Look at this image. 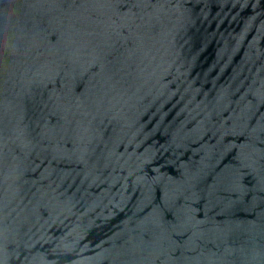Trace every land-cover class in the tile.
<instances>
[{
	"label": "water",
	"instance_id": "1",
	"mask_svg": "<svg viewBox=\"0 0 264 264\" xmlns=\"http://www.w3.org/2000/svg\"><path fill=\"white\" fill-rule=\"evenodd\" d=\"M0 264H264V0H0Z\"/></svg>",
	"mask_w": 264,
	"mask_h": 264
}]
</instances>
